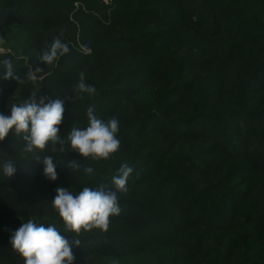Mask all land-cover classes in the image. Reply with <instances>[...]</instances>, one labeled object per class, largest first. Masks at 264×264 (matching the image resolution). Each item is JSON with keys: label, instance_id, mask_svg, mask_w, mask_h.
Returning a JSON list of instances; mask_svg holds the SVG:
<instances>
[{"label": "trees", "instance_id": "trees-1", "mask_svg": "<svg viewBox=\"0 0 264 264\" xmlns=\"http://www.w3.org/2000/svg\"><path fill=\"white\" fill-rule=\"evenodd\" d=\"M57 37L69 52L45 64ZM0 38V61L23 81L0 76V114L33 92L65 109L63 152L26 153L14 130L0 141V264H24L10 241L29 219L57 227L73 264H264V0H0ZM81 72L94 95L74 90ZM89 106L119 121L107 160L82 157L67 139L88 126ZM44 156L57 162L55 181ZM125 163L133 172L121 193L113 177ZM101 185L120 208L108 230L67 231L56 188Z\"/></svg>", "mask_w": 264, "mask_h": 264}, {"label": "clouds", "instance_id": "clouds-1", "mask_svg": "<svg viewBox=\"0 0 264 264\" xmlns=\"http://www.w3.org/2000/svg\"><path fill=\"white\" fill-rule=\"evenodd\" d=\"M3 43H5L4 39L0 38V44ZM68 52L69 46L57 37L41 53L39 59L51 65ZM0 63L5 69L0 74L4 80L23 82L21 77L14 72L10 59H4ZM41 70L40 67H36L34 71H29L28 79L36 82V73ZM74 90L90 96L96 93L94 86L85 83L83 72L79 73V82ZM46 99L48 98L40 96L37 102V94L33 92L23 103L11 105L10 116L0 114V141H3L10 131L14 130L17 136L23 134L26 153H35L36 150L43 152L49 145L53 146L52 151L55 152L57 144L61 145L59 151H65L64 140L61 139L58 127L63 121L64 100L61 98L48 99L45 103ZM94 111L92 106L88 107V126L83 129L73 128L67 139L72 151L78 152L82 157L107 160L120 147V141L116 135L119 131V121L116 118L103 121L97 118ZM35 159L39 160L41 157L35 156ZM43 164L45 165L43 169L45 177L55 181L57 162L54 163L51 156H44ZM2 168L7 177L13 176L16 172V167L10 159L3 162ZM67 168L77 171L81 169V165L78 161H69ZM83 171L91 175L94 169L91 166H84ZM132 172L133 169L128 164L121 165L119 175L113 177V183L118 192L127 193V181ZM52 206L63 220L66 230L77 235L94 228L106 232L109 217L120 213L116 191L106 190L103 185L96 189L84 187L76 195L67 188L57 187ZM10 242L13 250L23 258L24 264H73L75 259L72 245L54 224L45 226L29 219L12 234ZM72 243L79 246L81 241L73 239Z\"/></svg>", "mask_w": 264, "mask_h": 264}, {"label": "rangeland", "instance_id": "rangeland-1", "mask_svg": "<svg viewBox=\"0 0 264 264\" xmlns=\"http://www.w3.org/2000/svg\"><path fill=\"white\" fill-rule=\"evenodd\" d=\"M104 1H106L107 2V0H104ZM0 51H3V48H2V46L0 45Z\"/></svg>", "mask_w": 264, "mask_h": 264}]
</instances>
